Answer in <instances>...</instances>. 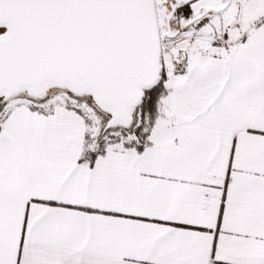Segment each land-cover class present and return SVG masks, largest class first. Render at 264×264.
<instances>
[{
	"label": "snow or ice",
	"instance_id": "6c2138e0",
	"mask_svg": "<svg viewBox=\"0 0 264 264\" xmlns=\"http://www.w3.org/2000/svg\"><path fill=\"white\" fill-rule=\"evenodd\" d=\"M0 264H264V0H0Z\"/></svg>",
	"mask_w": 264,
	"mask_h": 264
}]
</instances>
